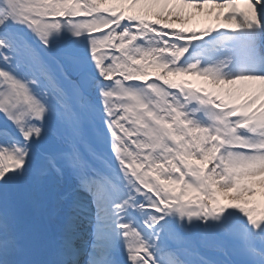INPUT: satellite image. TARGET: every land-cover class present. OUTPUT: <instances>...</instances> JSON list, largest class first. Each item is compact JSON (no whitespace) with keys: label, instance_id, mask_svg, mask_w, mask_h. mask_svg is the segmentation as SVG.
I'll return each instance as SVG.
<instances>
[{"label":"snow or ice","instance_id":"1","mask_svg":"<svg viewBox=\"0 0 264 264\" xmlns=\"http://www.w3.org/2000/svg\"><path fill=\"white\" fill-rule=\"evenodd\" d=\"M0 264H264V0H0Z\"/></svg>","mask_w":264,"mask_h":264},{"label":"bare ground","instance_id":"2","mask_svg":"<svg viewBox=\"0 0 264 264\" xmlns=\"http://www.w3.org/2000/svg\"><path fill=\"white\" fill-rule=\"evenodd\" d=\"M201 22V25L200 26H204V25H206V23H205V21H202V19H200L199 21H198V23H200ZM209 23H213L214 21H212L211 19L208 21Z\"/></svg>","mask_w":264,"mask_h":264},{"label":"rangeland","instance_id":"3","mask_svg":"<svg viewBox=\"0 0 264 264\" xmlns=\"http://www.w3.org/2000/svg\"><path fill=\"white\" fill-rule=\"evenodd\" d=\"M192 77H188V79H191ZM192 79H194V78H192ZM258 191H259V189H258Z\"/></svg>","mask_w":264,"mask_h":264}]
</instances>
